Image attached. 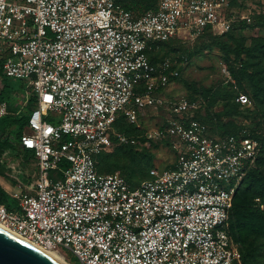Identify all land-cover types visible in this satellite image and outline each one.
Listing matches in <instances>:
<instances>
[{"label":"built area","instance_id":"obj_1","mask_svg":"<svg viewBox=\"0 0 264 264\" xmlns=\"http://www.w3.org/2000/svg\"><path fill=\"white\" fill-rule=\"evenodd\" d=\"M123 2L0 0V69L38 99L20 141L34 155L36 192L11 195L16 210L0 204V224L44 250L71 252L77 264H244L230 219L261 143L247 130L213 134L196 117L198 102L163 99L181 73L169 57H152L251 17L232 0H156L143 14ZM165 103L170 116L155 136L171 140L173 168L152 169L135 188L100 173L101 154L138 144L118 121L137 125L142 111ZM10 114L0 98V120Z\"/></svg>","mask_w":264,"mask_h":264},{"label":"rangeland","instance_id":"obj_2","mask_svg":"<svg viewBox=\"0 0 264 264\" xmlns=\"http://www.w3.org/2000/svg\"><path fill=\"white\" fill-rule=\"evenodd\" d=\"M236 10L251 17L247 28L235 31L223 37H214L206 33L197 40L180 39L175 45L163 52L180 70V77L173 80L161 92L162 98L174 101L188 98L200 104V115H207L213 126L228 125L229 127L244 129L248 132L257 130L263 134L264 104L252 98L251 85L248 74L264 67V0H232ZM237 47L256 48L254 55L242 54L241 59L249 63V67L242 64L237 57ZM262 76V75H261ZM13 88V103L21 105V115L28 114L26 101L32 95L27 83L13 78L0 77V92L4 85ZM198 90V91H196ZM228 92V96L215 104L207 101L202 92ZM246 94L250 97V104L237 105L236 96ZM210 103V104H209ZM169 104L151 107L141 112L137 125L132 128L138 144L132 151L114 145L99 159L100 169L104 174H119L130 180L133 185L143 182L152 168L167 169L176 161V154L172 142L167 137H157L163 124L169 118ZM238 108V112H232ZM228 112H231L228 114ZM58 117L57 113H51ZM124 119L118 121V128ZM18 127L11 124L8 128L16 150L6 151L1 156V165L6 175L0 176V185L10 194H35L37 167L35 159L25 155L16 142ZM153 135L152 138L148 136ZM257 202H259L257 200ZM263 208V207H262ZM69 264H77L73 254L63 248L60 253Z\"/></svg>","mask_w":264,"mask_h":264},{"label":"trees","instance_id":"obj_3","mask_svg":"<svg viewBox=\"0 0 264 264\" xmlns=\"http://www.w3.org/2000/svg\"><path fill=\"white\" fill-rule=\"evenodd\" d=\"M123 3L127 10L138 14H143L150 10H154L156 6V0H124ZM246 26L247 23L240 24L226 35L233 34L235 31L244 30L245 28H247ZM214 37H220V36H214ZM175 43L176 41H172L168 44H165L162 51L158 53L156 57L155 56L152 57V61L155 62L157 61V59L164 57L163 52L165 51V49L170 48L171 46L175 45ZM259 48L264 50V45L260 46ZM255 49H257V47L256 48L237 47V49L235 50L238 59H240V61L246 67V69L247 67H249V63L241 59V56L242 54H247L249 56L254 55ZM0 77L6 78L3 75L2 69H0ZM248 77L251 85L252 98L256 102H259L260 104H264V67L252 73H249ZM202 93L205 94L207 101H210L212 105L219 102L220 100H223L228 96V92L226 91H222V92L204 91ZM13 95H14L13 88H10L8 84L4 85L0 92V98L8 103L9 111L11 114L5 117L4 119L0 120V160L4 152L16 150V145L12 142L10 134H8V128L11 124L18 127V132L16 134V142L19 146V149L25 155H29L34 158V155L31 152H28L21 148L20 141L29 123V113L36 108L38 99L35 96V94L32 92V95L28 99L26 105V108L29 109L28 114L21 115L22 113L21 105L12 102ZM237 97L238 95L236 96V98ZM232 112L237 113L238 108L237 109L235 108ZM230 113L231 112H228V114ZM196 117L197 119L208 125L211 128L213 134L221 137H225L227 135H237L244 130L237 128L232 129L228 125L213 126L210 123V120H208L207 115L203 117L202 115H200V112L197 113ZM121 127H122L121 130H123V132H125L128 136L136 138V135H134L131 132L133 126L123 122ZM262 128H263L262 135L258 133L257 130H253L249 132V134H251L253 138L257 139L261 143L262 148L257 160L256 167L252 171H250V173L244 180L241 188L238 190L236 194L234 207L230 219L229 231L232 238L239 247L244 264H264V122ZM123 147H126V149H129V151H132V148L134 146L125 145ZM103 156L104 155L101 154L97 158V168L99 172L102 174L104 173L100 169L99 159L102 158ZM170 168H173V166ZM151 170L149 171L148 177L144 181L150 178ZM5 175H6V170L4 169V167H2L0 162V176L5 177ZM126 180L134 188L138 187L142 183L141 182L139 185H133L130 182V180L128 179ZM257 200H259V202H257ZM0 204L6 206L11 211L19 208V202L15 200L1 185H0Z\"/></svg>","mask_w":264,"mask_h":264},{"label":"water","instance_id":"obj_4","mask_svg":"<svg viewBox=\"0 0 264 264\" xmlns=\"http://www.w3.org/2000/svg\"><path fill=\"white\" fill-rule=\"evenodd\" d=\"M0 264H60L45 253L0 229Z\"/></svg>","mask_w":264,"mask_h":264},{"label":"bare ground","instance_id":"obj_5","mask_svg":"<svg viewBox=\"0 0 264 264\" xmlns=\"http://www.w3.org/2000/svg\"><path fill=\"white\" fill-rule=\"evenodd\" d=\"M0 229L3 230V231H5V232H7V233H9L10 235H12V236H14V237H16V238L22 240L23 242H25V243H27V244H29V245L35 247L36 249H38V250H40L41 252L45 253L46 255H48L49 257H51L52 259H54V260L57 261L58 263H60V264H69V263L67 262V260H66L64 257H62L58 252H55V251H49V250H44V249H42V248H39L38 246H35V245L29 243L28 241H26L25 239H23L21 236H19L17 233H15L14 231H12V230L6 228L5 226H3V225H1V224H0Z\"/></svg>","mask_w":264,"mask_h":264}]
</instances>
